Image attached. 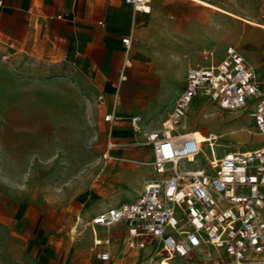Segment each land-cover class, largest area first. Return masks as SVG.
I'll return each mask as SVG.
<instances>
[{"label": "rangeland", "instance_id": "1", "mask_svg": "<svg viewBox=\"0 0 264 264\" xmlns=\"http://www.w3.org/2000/svg\"><path fill=\"white\" fill-rule=\"evenodd\" d=\"M256 1L257 14L264 13V0ZM242 2L241 11L239 0H175L162 6L167 16L177 21L179 31L187 35L185 42L198 45V50L214 49V61L224 54L223 41L217 40L223 37L222 32L229 34L225 41L236 38L239 45L235 47L253 66L257 78L264 80V40L258 30H264V24L253 20L264 22V16L252 13V0ZM202 11H207V16ZM217 14L224 15L229 23ZM244 29H250L248 35L253 40L242 36ZM176 47L178 44L173 45ZM14 79L12 72L0 68V264H158L168 260L158 261V251L147 255L127 248L121 225L109 230L113 258L101 260L99 252L107 246L93 243L90 221L97 212L141 190L150 173V157L146 156L149 149L142 143L143 134L160 127L173 103L170 98L181 85L179 75L173 74L159 93L156 87H141L139 82L132 87L121 84L118 92L122 104L132 113L114 121L113 136L109 134V122L103 118L115 104L108 95L103 94L105 103L101 104L99 91L93 97L79 98L55 87L51 100L40 102L34 96L36 89L24 83L19 87ZM64 95L69 97L68 102L62 101ZM251 111V103L239 111H228L199 95L188 106L179 131L191 129L202 137L209 130L219 134L218 145L203 143L196 158L203 164L211 155L221 156L228 149L251 150L262 143L264 138L254 132ZM132 115L140 117L139 132L132 129ZM109 139L117 146L107 151ZM116 169L124 174H113ZM138 171L145 173L139 184ZM98 229L100 235L107 233L104 228ZM152 255L156 257L151 261ZM168 261L234 264L214 248L196 250L184 257L172 255ZM242 264H264V254L253 255Z\"/></svg>", "mask_w": 264, "mask_h": 264}, {"label": "built area", "instance_id": "2", "mask_svg": "<svg viewBox=\"0 0 264 264\" xmlns=\"http://www.w3.org/2000/svg\"><path fill=\"white\" fill-rule=\"evenodd\" d=\"M123 1L135 10L149 11L148 0ZM121 41L128 47L129 37ZM200 57L207 63L187 70L184 86L160 127L143 134L142 143L151 148L149 166L155 176L144 179L133 200L97 212L91 229L122 224L127 248L154 244L151 252L158 251L166 259L174 254L184 257L206 245L222 251L234 264H242L253 255L264 254V140L251 150L228 149L199 164L196 158L201 146L213 147L217 134L209 130L207 138L199 141L179 129L188 106L202 95L228 111H239L251 103L254 132L264 138V80L257 78L232 45L226 46L218 61L209 50H202ZM98 100L105 103L103 95ZM103 118L111 122L114 114L109 111ZM139 120L138 115L130 117L135 132L141 130ZM116 146L109 139L106 150ZM99 258L110 260V252L100 251Z\"/></svg>", "mask_w": 264, "mask_h": 264}, {"label": "crops", "instance_id": "3", "mask_svg": "<svg viewBox=\"0 0 264 264\" xmlns=\"http://www.w3.org/2000/svg\"><path fill=\"white\" fill-rule=\"evenodd\" d=\"M172 1L175 0H148L149 11L142 12L123 0H0V68L14 74L17 86L22 87L24 83L27 87L36 89L34 96L40 102L51 100L55 87H60L63 92L75 93L79 98L93 97L96 91L100 95H108L115 103L111 109L106 110V113L112 111L114 114V119L109 122V134L113 136L114 121L119 122L132 113V109L122 104V95L118 92L121 84L132 87L133 83L139 82L141 87H156L159 93L168 86L171 76L177 73L181 85L170 98L174 103L184 86L187 70L196 64L207 63L200 57V52L209 50L214 54L213 48L203 47L198 50V45L185 42L187 35L179 31L177 21L169 18L167 10L162 6ZM252 2V13L263 17L264 13L256 12L257 1ZM239 3L238 9L241 11L244 5L242 0ZM209 5L212 4L209 2ZM213 5L219 7L217 4ZM202 12L207 16V11ZM216 16L228 21L224 15ZM220 26L225 28L224 25ZM258 30L262 32L263 41L264 30ZM248 31L250 29H244L242 36L246 40H253ZM234 33H239V30H234ZM222 35L217 40L223 41L225 48L228 45H239L236 38L225 41L229 37L228 33L222 32ZM124 37H129L128 47L121 41ZM229 42L232 44H227ZM174 44H178V47L173 48ZM238 51L241 53L239 49ZM247 63L252 67L248 61ZM126 73H129L127 82ZM123 75L125 79L121 80ZM62 101L68 102L69 97L62 96ZM122 125L123 122H120V126ZM189 131L202 137L194 130ZM147 148L149 152L146 156L151 161V148ZM113 174L123 175L124 171L116 169ZM136 176L139 184L145 173L138 171ZM154 176L150 168L146 178ZM137 195L132 194L126 201L133 200ZM118 225L123 227L121 236L124 240L125 227ZM118 225L109 229L94 226V232L91 229L93 239L98 237L102 240L101 243H104V239H109L105 243L107 248L103 250L110 252L112 237L109 230ZM99 227L104 228L107 233L100 235ZM95 228L98 234L95 233ZM204 248L213 247L205 245L196 250ZM134 250L145 251L147 255L152 253L149 247ZM154 257L152 255L149 260L152 261ZM161 258L160 256L158 261Z\"/></svg>", "mask_w": 264, "mask_h": 264}, {"label": "bare ground", "instance_id": "4", "mask_svg": "<svg viewBox=\"0 0 264 264\" xmlns=\"http://www.w3.org/2000/svg\"><path fill=\"white\" fill-rule=\"evenodd\" d=\"M137 11H141V10H137ZM144 12V11H142ZM252 19V18H251ZM254 21L258 22V23H261V24H264V22L260 21V20H255L253 19ZM253 67V66H252ZM254 69V68H253ZM189 115V114H188ZM205 115V114H204ZM188 117V116H187ZM140 118V117H139ZM187 133L189 134H192L194 136H196V138L199 140V141H202V140H205L207 138V134L204 136V137H198L194 132H191V131H187ZM217 137L219 138V134H217ZM213 147L215 145H218V141H216L215 143H212ZM201 149H202V146H201ZM235 151H239L238 149H234ZM245 151H248V150H245ZM70 157H71V154H70ZM75 155L72 157L74 159ZM71 158V159H72ZM80 219V217H79ZM102 240H99V239H96V237H94V240H93V243L94 244H98V243H101ZM204 249H200L199 251H203ZM205 250L209 251L210 248H205ZM158 264H175L174 262H171V261H168V260H162L161 262H159Z\"/></svg>", "mask_w": 264, "mask_h": 264}]
</instances>
